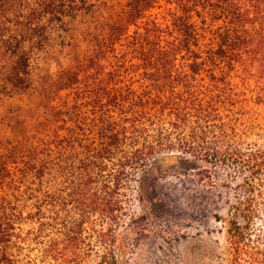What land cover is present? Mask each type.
I'll list each match as a JSON object with an SVG mask.
<instances>
[{"label": "trees", "instance_id": "obj_1", "mask_svg": "<svg viewBox=\"0 0 264 264\" xmlns=\"http://www.w3.org/2000/svg\"><path fill=\"white\" fill-rule=\"evenodd\" d=\"M88 1L0 0L1 95L21 94L29 88L31 59L49 40L51 25L89 10ZM154 9L158 11L153 13ZM90 41L87 68L92 73L80 77L76 67L64 73L66 78L62 75L60 87L79 86L76 100L86 98L98 107L95 111L102 110L98 112L101 117L95 133L111 146L120 148L129 141L135 147L141 142L132 155L122 152L126 162H140L154 151L150 141L143 139L146 127L139 126L144 108L171 112L173 126L179 129L185 127L194 108L202 119H218L215 112L221 102L233 105L239 96L245 97L238 91L235 79L252 83L250 93L264 104V0H129L119 14L106 19ZM130 70H139L146 82L136 98V93L130 94L119 85ZM53 86V82L40 85L45 104L28 125L22 121L20 129L14 130L18 121H12L14 115L9 111L6 125L10 132L0 135V264H13L8 246L28 241L40 244L45 228L54 227L67 214L62 210V199L47 191L40 203L33 204V212L25 214L20 203L38 197V189L55 170L53 150L68 141L61 136L59 127L67 123V117L78 126L83 123L76 101L64 110L53 104L60 90ZM117 106L118 117L108 118V109ZM223 127L230 136L225 135L221 145L213 148L204 161L217 160L216 165H228L242 177L228 211L230 264H264V143L240 151L225 141L235 136L234 126ZM88 167V161L81 162L70 195V201L81 208L75 235L73 227L62 223L59 234L41 246L46 261L85 264L83 233L88 228L103 242L111 239L105 230L92 228L94 211L108 215L110 207L103 199L98 203L90 186L97 175ZM59 169L70 175L64 171V163H59ZM58 203L62 208L44 212L43 206ZM22 221L38 222V231H17L16 224ZM122 252L119 245L114 260L105 256L98 264L121 263Z\"/></svg>", "mask_w": 264, "mask_h": 264}, {"label": "rangeland", "instance_id": "obj_2", "mask_svg": "<svg viewBox=\"0 0 264 264\" xmlns=\"http://www.w3.org/2000/svg\"><path fill=\"white\" fill-rule=\"evenodd\" d=\"M128 1L89 0V10L52 24L49 40L31 59L29 88L21 94H0V135L10 132L6 125L9 111L14 115L12 121H18L15 130L20 129L22 121L23 125H28L32 116L41 110L45 95L40 85L45 82H53V88L60 89L53 97V104L64 110L67 104L76 101L80 107L77 110L79 120L83 121L79 127L67 117V123L61 125L65 128L59 127L61 136L67 137L69 142L53 150L55 170L50 172L42 188H37L41 192L36 193L38 197L20 201L27 214L34 211L35 202H41L44 192H51L65 205L63 208L61 203L46 205L44 212L62 208L67 214L54 227L45 228L39 238L40 244L28 241L8 246L13 264H54L43 259L41 246L59 234L57 230L62 223L73 227L72 234L75 235L81 208L77 202L70 201V195L84 160L97 175L90 186L98 203L103 199L110 207L108 215L94 211L92 228L105 230L111 238L103 242L95 231L86 229L83 233L85 264H98L105 256L114 260L119 254V245L123 249L122 261L116 264H230L228 211L235 192H239L237 185L242 182V177L235 175L228 165H216L217 160H204L213 148L221 145L225 135L230 136V131L223 125L234 126L235 136L231 135V140L226 138L225 141L240 151L264 143V104L258 103L250 93L252 83L243 84L235 79L238 91L245 97L239 96L233 105L221 102L215 112L218 119H202L198 109L194 108L182 129L173 126L171 112H161L157 107L144 108L139 126L146 127L143 139L150 141L154 151L140 162H126L122 152L132 155L141 147V142L135 147L130 146L129 141L120 148L111 146L108 140L95 133L96 122L101 117L98 112L102 110L95 111L98 107L86 98L76 100L79 86L60 87V78H66L64 73H70L76 67L80 77L92 73L87 68L91 36L97 35L106 19L119 14ZM157 11L154 9L153 13ZM126 65L130 68L131 63ZM143 83L146 82L142 80V73L130 70L120 79L119 85L123 90L131 91L130 94L136 93L133 95L136 98ZM108 110V118L118 117V106ZM2 151L0 148V153ZM59 163H64V171H69L70 175L59 169ZM31 176L27 177L26 183ZM31 188L35 189V184ZM38 224L22 221L16 224V230L37 232Z\"/></svg>", "mask_w": 264, "mask_h": 264}]
</instances>
